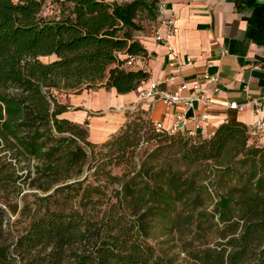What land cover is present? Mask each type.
<instances>
[{
	"label": "trees",
	"instance_id": "1",
	"mask_svg": "<svg viewBox=\"0 0 264 264\" xmlns=\"http://www.w3.org/2000/svg\"><path fill=\"white\" fill-rule=\"evenodd\" d=\"M66 2L68 15L49 18L47 0H0V200L19 212L9 195L19 189L18 166L32 160L38 165L27 178L36 175L38 189L63 184L38 197L10 244L0 207V264H264V145L242 122L207 138L157 132L133 116L103 144L121 175L96 165L81 179L86 148L95 146L89 122L64 118L71 106L59 96L137 91L149 75L125 64L147 55L138 18L155 22L158 8L157 0ZM243 3L253 9L252 40L264 46V4ZM151 141L177 146L185 169L154 164L161 146L139 158Z\"/></svg>",
	"mask_w": 264,
	"mask_h": 264
},
{
	"label": "crops",
	"instance_id": "2",
	"mask_svg": "<svg viewBox=\"0 0 264 264\" xmlns=\"http://www.w3.org/2000/svg\"><path fill=\"white\" fill-rule=\"evenodd\" d=\"M243 1L168 0V13L176 17V35L171 40L173 52L156 40V35L163 33L157 18L152 26L154 31L136 35L147 51V59L133 69L149 75L138 90L126 95H119L115 89L86 91L80 95L82 111L75 115L69 111L63 117L79 124L88 121L90 135L99 134L95 143H103L117 132L128 120L127 114H139L151 122H161L169 129L180 107L166 111L159 99L141 101L139 90L151 81H158L162 83L161 91L173 93L182 82L202 80L206 72L210 75L219 72L218 91L207 87L204 93L212 100L211 104L195 103L197 114L205 115L207 122L202 130H192L190 134L208 138L229 121H239L248 127L254 121L250 102L264 93V46L252 40V27L246 19L253 9ZM256 1L264 4V0ZM188 58H192L194 64L179 70L178 66L185 64ZM231 102L246 105V110L238 113L229 109L227 105ZM67 104L73 106L74 102L70 100Z\"/></svg>",
	"mask_w": 264,
	"mask_h": 264
},
{
	"label": "rangeland",
	"instance_id": "3",
	"mask_svg": "<svg viewBox=\"0 0 264 264\" xmlns=\"http://www.w3.org/2000/svg\"><path fill=\"white\" fill-rule=\"evenodd\" d=\"M130 1L133 0H119V2H130ZM71 7L72 5L70 3H67L66 0H47V3L44 6L43 10L46 16H48L49 18H54V17H61L62 14L68 15L71 11ZM138 22L144 27V32H138L135 33V35H140L141 33H148L150 31H154V28L152 27L154 23L153 21H150L147 18L146 13H143L139 16ZM54 59H55L54 57H51V58H43L42 60L43 62L48 63ZM87 92L90 93L93 91H87ZM80 99H81L80 95H74V94H71L69 96L66 95L59 96V100L62 103L67 104V102H69L70 100L74 102V105L71 106L70 109V112L73 115L82 111L80 110V105H79ZM97 102L98 101L96 100V103ZM98 115L101 116L100 113ZM127 116H128V120L125 122V124L121 126L119 129L116 128L118 129L117 132L111 134V136L103 143H95L98 142L99 140L98 137L99 134L93 133L94 136L92 137L89 131V141L93 143L95 146L86 148V151L89 155V165L84 168L81 179L85 178L87 175L94 174L96 170V165L97 166L105 165L106 171L112 170L114 174L121 175L122 173L121 168L115 167L114 166L115 162H113L110 158L106 157L107 154L109 153V148L105 147L103 144L110 141L114 136L119 134L121 129L134 119L133 115L127 114ZM74 118L77 119L76 116H74ZM158 146H161V148L160 151L156 153L157 159L156 158L154 159L153 161L154 164L158 163L160 166H163L168 169H172L174 171L185 169V167H183L182 162L180 161V154L178 147L173 146L172 143L170 142L159 144L157 143V141H151L142 148L138 149L137 151L138 157L139 158L142 157L146 151L147 152L152 151L156 149ZM37 165L38 163L32 160L31 162L22 163L21 165L18 166L17 175L18 177H21V179L17 182V186L19 187V189L15 192H11L9 195L10 201H12L13 203H18L19 212L16 215H13L4 205L5 200H0V207L6 211V216L4 217V219L6 220L5 225L6 227H8L9 230L10 240H8L7 242L8 244L11 243L13 238L22 235L23 231L30 224L32 219V214L39 206V203L37 202L38 197H44L46 195H49L53 193L55 188H58L63 185V184L56 185V187L51 191H49L48 193H44L42 190L38 189L36 187L37 183L32 184L33 180L36 178V175L32 174L31 178H27L28 169L30 168L33 172H35ZM89 166H91L90 170H89ZM70 182L72 183L73 180ZM109 189H112L111 186L109 187ZM0 195H3V193L0 192ZM27 206H29V208L32 210V213L30 214L27 210L25 214H22V209ZM156 237H163V236H161L160 232H158ZM155 243L157 244V242ZM181 257H183V254Z\"/></svg>",
	"mask_w": 264,
	"mask_h": 264
},
{
	"label": "built area",
	"instance_id": "4",
	"mask_svg": "<svg viewBox=\"0 0 264 264\" xmlns=\"http://www.w3.org/2000/svg\"><path fill=\"white\" fill-rule=\"evenodd\" d=\"M168 0H157L158 18L160 20V28L163 29L162 34L156 35V40L164 44L170 52H173L171 40L176 35V17L170 15L167 10ZM147 59L145 56H131L125 64L126 68H135L137 63L143 62ZM194 64L192 58L186 59L185 64L178 66L181 70L184 66H191ZM211 65H208V68ZM220 83L219 72L210 75L208 72L204 73L203 79L194 80L193 82H182L177 91L173 93L164 92L160 90L161 82L151 81L146 87L139 90V99L141 101L159 99L163 101L166 111H170L172 107L178 106L180 110L177 112L175 122L171 128L166 129L163 123L153 122V127L157 132H166L169 135L176 133H190L192 130L198 132L203 129L207 122L205 115H198L195 108L196 102H205L206 105L211 104L212 100L204 96L207 87L214 88L218 91V84ZM187 93V95H184ZM253 106L254 121L248 126V132L252 140L258 145H264V93L261 98L254 99L250 102ZM229 109L236 110L242 113L246 110V105H240L237 102H231L228 105ZM132 109V108H131ZM193 126V129L190 128Z\"/></svg>",
	"mask_w": 264,
	"mask_h": 264
}]
</instances>
